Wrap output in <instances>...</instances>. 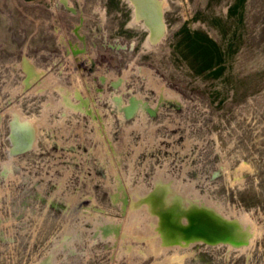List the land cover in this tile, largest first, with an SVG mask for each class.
<instances>
[{
	"label": "rangeland",
	"instance_id": "obj_1",
	"mask_svg": "<svg viewBox=\"0 0 264 264\" xmlns=\"http://www.w3.org/2000/svg\"><path fill=\"white\" fill-rule=\"evenodd\" d=\"M0 264H264V0H0Z\"/></svg>",
	"mask_w": 264,
	"mask_h": 264
},
{
	"label": "bare ground",
	"instance_id": "obj_2",
	"mask_svg": "<svg viewBox=\"0 0 264 264\" xmlns=\"http://www.w3.org/2000/svg\"><path fill=\"white\" fill-rule=\"evenodd\" d=\"M158 191H159V190H158ZM155 193H156V192H155ZM151 194H152V193H151ZM159 195H160V194H159ZM152 196H153V195H152ZM151 198H152V197H151ZM152 200H153V199H152ZM157 209H158V208H157ZM195 218H196V217H195ZM201 220H202V219H201ZM202 221H203V220H202ZM208 221H209V220H208ZM208 221H207V222H208ZM209 223H210V222H209ZM170 224H171V223H170ZM202 224H203V223H202ZM204 224H205V223H204ZM196 225H197V224H196ZM165 226H167V225L165 224ZM170 226H171V225H170ZM182 227H183V226H182ZM185 228L187 229V227H185ZM190 228H191V227H189V229H190ZM202 228H203V227H202ZM172 229H174V228H172ZM172 229H171V230H172ZM167 230H168V229H167ZM172 233H173V232H172ZM188 233H189V232H188ZM188 233H187V234H188ZM189 234H190V233H189ZM173 235H175V233H174ZM175 237H176V235H175Z\"/></svg>",
	"mask_w": 264,
	"mask_h": 264
}]
</instances>
